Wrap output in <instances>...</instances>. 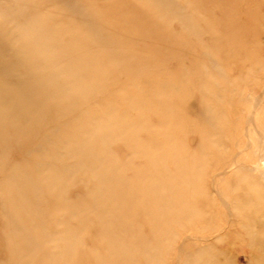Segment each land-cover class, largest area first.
I'll return each mask as SVG.
<instances>
[{"label": "rangeland", "instance_id": "obj_1", "mask_svg": "<svg viewBox=\"0 0 264 264\" xmlns=\"http://www.w3.org/2000/svg\"><path fill=\"white\" fill-rule=\"evenodd\" d=\"M0 264H264V0H0Z\"/></svg>", "mask_w": 264, "mask_h": 264}, {"label": "bare ground", "instance_id": "obj_2", "mask_svg": "<svg viewBox=\"0 0 264 264\" xmlns=\"http://www.w3.org/2000/svg\"><path fill=\"white\" fill-rule=\"evenodd\" d=\"M260 147V146H259ZM260 151V150H259Z\"/></svg>", "mask_w": 264, "mask_h": 264}]
</instances>
